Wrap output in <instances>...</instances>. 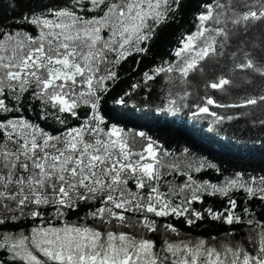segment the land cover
<instances>
[{
  "label": "snow or ice",
  "instance_id": "obj_1",
  "mask_svg": "<svg viewBox=\"0 0 264 264\" xmlns=\"http://www.w3.org/2000/svg\"><path fill=\"white\" fill-rule=\"evenodd\" d=\"M180 7L181 0H58L22 17L31 30L0 24V264H264V170L225 175L187 147L177 156L104 113L121 63L146 54ZM194 20L174 58L113 103L127 105L137 92L148 103L149 82H159L164 109H188L210 125L256 109L264 115V0H209ZM231 90L238 95L230 103L210 94ZM257 125L264 128V118L253 119ZM206 167L223 179H197ZM205 196L219 208L197 209ZM206 217L244 225L247 234L234 242L236 231L226 232L218 244L215 236L181 238L168 222L193 226ZM27 220L31 227H18Z\"/></svg>",
  "mask_w": 264,
  "mask_h": 264
},
{
  "label": "trees",
  "instance_id": "obj_2",
  "mask_svg": "<svg viewBox=\"0 0 264 264\" xmlns=\"http://www.w3.org/2000/svg\"><path fill=\"white\" fill-rule=\"evenodd\" d=\"M58 0H0V24L5 28H24L31 30L26 25L22 17L30 15L32 12H39L43 6L51 5ZM209 0H181V7L175 18L161 26L154 40L151 41L149 50L146 54L134 55L122 62L118 68L120 80L115 86V90L106 98L103 104L104 113L110 122L116 123L120 127L135 131H144L153 137L164 148L173 153H181L187 147L190 154L196 158H202L209 164H216L220 167L223 174H229L240 170L248 173L259 174L264 170V128L252 126L253 119L264 118L260 109H256L251 115L241 116L239 119L225 121L219 126L210 125L203 119L193 118L189 110L170 112L163 108L160 98L157 95L160 91V83L149 82L152 85V99L148 103H142L144 94L137 92L133 94V99L127 105H116L113 98L122 91H127L129 86L142 79V74L151 67L163 61L173 59V53L179 46L182 36L194 30V17L203 10V5ZM219 71V69L217 70ZM212 74L210 73V76ZM199 83L201 89L203 81H193ZM259 81L255 87H260ZM251 90V89H249ZM232 95H222L219 92H210L214 98L221 103H230L236 95V90H231ZM212 110L221 114H236L238 109H218ZM31 119H35L31 114ZM46 130L52 131L47 124H42ZM197 179H206L217 182L223 179V175H218L214 169L206 168L200 173H194ZM171 179V177H168ZM178 180L183 179L178 177ZM240 205L243 207V196L237 194ZM258 201H251L253 209L260 211ZM221 201L217 198L205 196L204 204H195L197 209L207 207L219 208ZM85 209H81L80 215L84 214ZM264 215V213H262ZM76 214L73 213L70 219L75 220ZM168 222L174 223L181 233V238H210L217 237L220 241L226 232L235 230L234 240H240L247 234L244 225L229 226L225 223L212 221L205 218L198 221L193 226H188L183 219H170ZM32 221L23 222L18 227H31ZM11 227L10 225L8 226ZM159 245L162 236H153ZM175 239L174 236H170Z\"/></svg>",
  "mask_w": 264,
  "mask_h": 264
},
{
  "label": "rangeland",
  "instance_id": "obj_3",
  "mask_svg": "<svg viewBox=\"0 0 264 264\" xmlns=\"http://www.w3.org/2000/svg\"><path fill=\"white\" fill-rule=\"evenodd\" d=\"M174 154H176L177 156H179L180 155V153H174ZM192 156V155H191ZM192 157H194V156H192ZM196 158V157H195ZM196 159H200V160H203L202 158H196ZM204 161V160H203ZM206 164H209L208 162H206V161H204ZM207 168V167H206ZM205 168V169H206ZM190 239H195V238H190ZM233 241L235 242V241H238V240H234L233 239ZM216 243H221V240L220 241H216Z\"/></svg>",
  "mask_w": 264,
  "mask_h": 264
},
{
  "label": "built area",
  "instance_id": "obj_4",
  "mask_svg": "<svg viewBox=\"0 0 264 264\" xmlns=\"http://www.w3.org/2000/svg\"><path fill=\"white\" fill-rule=\"evenodd\" d=\"M27 221H31V220H27ZM27 221H25V222H27Z\"/></svg>",
  "mask_w": 264,
  "mask_h": 264
}]
</instances>
